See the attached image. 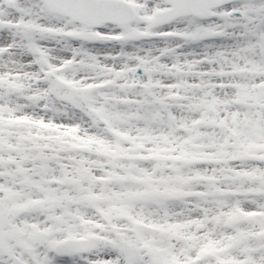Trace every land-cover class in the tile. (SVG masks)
I'll use <instances>...</instances> for the list:
<instances>
[{
  "label": "snow or ice",
  "instance_id": "6c2138e0",
  "mask_svg": "<svg viewBox=\"0 0 264 264\" xmlns=\"http://www.w3.org/2000/svg\"><path fill=\"white\" fill-rule=\"evenodd\" d=\"M0 264H264V0H0Z\"/></svg>",
  "mask_w": 264,
  "mask_h": 264
}]
</instances>
